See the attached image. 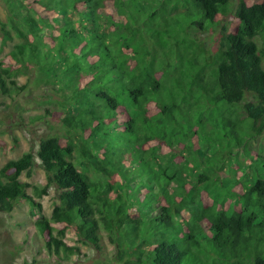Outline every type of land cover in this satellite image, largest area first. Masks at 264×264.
Instances as JSON below:
<instances>
[{
  "label": "trees",
  "instance_id": "16d2710c",
  "mask_svg": "<svg viewBox=\"0 0 264 264\" xmlns=\"http://www.w3.org/2000/svg\"><path fill=\"white\" fill-rule=\"evenodd\" d=\"M1 1L0 95L25 91L18 77L34 71L64 134L39 140L43 187L21 178L31 149L0 167V211L37 207L55 255L79 252L70 227L97 249L105 231L126 264H264V136L248 146L264 134V0H239L215 49L196 38L231 0ZM233 147L250 162L216 174L215 154ZM51 187L46 218L27 189Z\"/></svg>",
  "mask_w": 264,
  "mask_h": 264
},
{
  "label": "rangeland",
  "instance_id": "374dc122",
  "mask_svg": "<svg viewBox=\"0 0 264 264\" xmlns=\"http://www.w3.org/2000/svg\"><path fill=\"white\" fill-rule=\"evenodd\" d=\"M239 0H231L227 6L225 15L217 16V24L209 30L198 34V39L207 48L215 49L220 43L221 28L225 31L233 32L237 25V20L233 16L236 4ZM249 3L261 0H246ZM4 7L0 0V20L4 21ZM197 40V41H198ZM258 45L260 39L255 38ZM150 45L151 42H148ZM184 45H180L177 51L184 50ZM9 47L2 46L0 40V58L5 57ZM175 65L172 66L174 68ZM171 71L163 76L164 82L169 85L172 81ZM29 81L28 88L18 95L11 97L0 95V167L8 160L18 158L22 153L32 150L35 156V164L31 176L26 178L21 175L22 180L30 184L43 187L45 177L39 165V159L35 155L41 137L48 134H64L63 126L58 119L57 107L54 103H49V90L35 79L34 71L27 75L18 77L19 83ZM48 109V110H47ZM48 111H53L52 114ZM40 116L39 119H34ZM263 135L256 136L248 142L249 149L255 151L262 142ZM198 140L193 139L194 145L198 146ZM253 149V150H252ZM166 151V149H164ZM224 154V157L222 155ZM218 160L212 168L216 169V174L225 175L229 168L236 169L237 178L241 170L237 166L245 165L250 162L248 155L242 150L233 147L232 150L223 151L215 154ZM196 171L186 169L182 175L183 179L189 184H197L195 179ZM27 192L34 196V200L40 203L41 213L48 218L53 207L56 195L53 187L49 188L47 194L36 196L32 189ZM38 208L30 206L24 200H18L10 212L0 211V264H126L119 252L110 243L105 231H100V248L92 245H85L78 240L74 230L70 227L65 229L63 240L72 246L79 247V252L65 256L63 253L55 255L46 248V237L42 235L35 221L38 217ZM185 215V213H184ZM53 233L56 234L63 224L52 223Z\"/></svg>",
  "mask_w": 264,
  "mask_h": 264
}]
</instances>
